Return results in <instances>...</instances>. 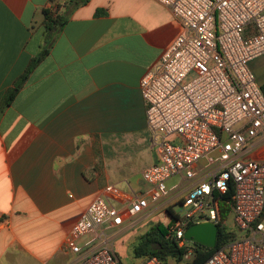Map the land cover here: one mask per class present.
I'll return each instance as SVG.
<instances>
[{
    "label": "crops",
    "instance_id": "crops-1",
    "mask_svg": "<svg viewBox=\"0 0 264 264\" xmlns=\"http://www.w3.org/2000/svg\"><path fill=\"white\" fill-rule=\"evenodd\" d=\"M65 1L0 0V105L30 57L47 48L0 115V264H72L79 254L65 238L85 207L108 184L116 205L132 191L147 194L141 170L157 160L139 79L178 20L158 0H88L71 11ZM49 8L67 20L46 28ZM249 66L264 83V53ZM168 199L102 225L112 247L124 234L134 242Z\"/></svg>",
    "mask_w": 264,
    "mask_h": 264
},
{
    "label": "built area",
    "instance_id": "built-area-1",
    "mask_svg": "<svg viewBox=\"0 0 264 264\" xmlns=\"http://www.w3.org/2000/svg\"><path fill=\"white\" fill-rule=\"evenodd\" d=\"M158 1L180 28L139 79L157 153L141 170L147 194L132 191L116 205L110 198L114 185L104 186L65 238L79 254L72 264H122L102 225L118 226L181 193L188 209L180 216L172 208L177 217L169 229L186 248L182 261L190 258L184 229L201 220L218 223L219 201L229 185L236 236L201 264H264V144L253 143L264 142V92L249 66L264 53V0ZM174 175L182 180L169 185ZM86 232L92 237L79 242ZM137 264L164 262L151 254Z\"/></svg>",
    "mask_w": 264,
    "mask_h": 264
},
{
    "label": "trees",
    "instance_id": "trees-1",
    "mask_svg": "<svg viewBox=\"0 0 264 264\" xmlns=\"http://www.w3.org/2000/svg\"><path fill=\"white\" fill-rule=\"evenodd\" d=\"M88 0H66V7L69 11L77 6L86 3ZM104 11L102 8L97 9V13ZM67 20V13L59 14L55 9H44L43 23L46 28L61 26ZM47 53V48L43 47L41 51L30 57L24 70L14 80L13 84L7 88L3 94V99L0 105V115L4 106L11 103L19 89L26 82L34 67L40 62L43 56ZM261 88L264 92V83ZM233 187L229 185L228 190L221 195L219 201L220 218L218 221V230L216 243L213 247L197 241H191L189 244L192 247V255L188 259L183 260V255L186 251L184 245H179L177 239L170 231V226L176 219L177 215L172 212L170 207L167 208L170 216L168 222L156 220L143 233L139 234L132 244V254L139 260L147 255L156 254L167 264L168 259L174 258L177 264H201L214 250L224 245L236 236L234 229L225 223V220L230 215V200ZM188 226V225H187Z\"/></svg>",
    "mask_w": 264,
    "mask_h": 264
},
{
    "label": "rangeland",
    "instance_id": "rangeland-1",
    "mask_svg": "<svg viewBox=\"0 0 264 264\" xmlns=\"http://www.w3.org/2000/svg\"><path fill=\"white\" fill-rule=\"evenodd\" d=\"M189 77H191V74H189L187 76V78H189ZM172 140H173V138H172ZM181 180H182V178L179 175H177L173 178L172 181H181ZM180 198H182V193L176 196L175 201L173 203L171 202V201H173V199L172 200L168 199V201H166L164 203V205L169 204L170 206H172L174 212H176L180 216H183V215H185V213L188 209V206H184L182 204ZM164 205L161 206L162 210L157 211L153 215L154 221L155 220H161L165 223L168 222L169 214L167 211L166 212L164 211V208H163ZM198 220H200V218ZM227 225L230 227H234V223H233L231 215H229L227 217ZM187 243L190 244L191 241L188 240ZM132 244H133V242L131 240L126 239L125 234L118 236L113 240L114 250L118 254V257H119L122 264H136V262L139 260L137 257H134L132 254ZM167 264H177V262L174 258L170 257L167 261Z\"/></svg>",
    "mask_w": 264,
    "mask_h": 264
},
{
    "label": "water",
    "instance_id": "water-1",
    "mask_svg": "<svg viewBox=\"0 0 264 264\" xmlns=\"http://www.w3.org/2000/svg\"><path fill=\"white\" fill-rule=\"evenodd\" d=\"M218 223L201 220L190 223L184 229V237L190 241H197L213 247L216 243Z\"/></svg>",
    "mask_w": 264,
    "mask_h": 264
}]
</instances>
